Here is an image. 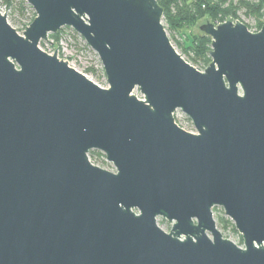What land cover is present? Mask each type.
<instances>
[{
	"label": "water",
	"instance_id": "95a60500",
	"mask_svg": "<svg viewBox=\"0 0 264 264\" xmlns=\"http://www.w3.org/2000/svg\"><path fill=\"white\" fill-rule=\"evenodd\" d=\"M24 2L21 35L0 13V264H264V24L199 20V71L156 0ZM62 28L107 88L39 48ZM156 217L174 221L168 234Z\"/></svg>",
	"mask_w": 264,
	"mask_h": 264
},
{
	"label": "rangeland",
	"instance_id": "374dc122",
	"mask_svg": "<svg viewBox=\"0 0 264 264\" xmlns=\"http://www.w3.org/2000/svg\"><path fill=\"white\" fill-rule=\"evenodd\" d=\"M22 2L24 3L23 4L24 10L23 13L21 14L18 11V7ZM11 3H12L11 7H7L2 2V0H0V13L6 16L8 24L13 29H15L19 35H21L24 29L27 27V23L31 19L32 14H34V11L28 4L24 2V0H11ZM237 16L238 19L235 21L241 22L249 29V31L255 32L256 21L254 18L245 16L243 11H239L237 13ZM161 23L174 50L182 57V59H184V61H186L190 65H193L199 71H202L204 69L203 65L200 63H194L192 61L193 55L191 51L190 50L187 51V47L190 45L193 36L199 35V33L195 31V25L197 22L188 27H184L180 29L178 33L174 31H170V29H168L167 24L163 19L161 20ZM56 34L58 36L57 40H55L54 38H49V35H54V34H49L48 35L49 42L41 41L39 44V48L43 52L50 55H52L55 51H57L59 59L66 61L71 68L83 74L87 79L99 85L101 88H107L105 75L101 63L99 61V58L96 55V53L93 52L86 45L83 39L80 36H78L76 33H74L73 30H71L70 28H62ZM134 94L139 99H142V96H140L137 92H135ZM183 126L185 131H189V132L193 131V129H191V126L188 123H184ZM88 157L93 163L105 165L111 171L113 170L112 165L107 163L105 161V158L101 156H96V154L94 156H88ZM104 161L106 164H103ZM212 213L215 215L216 227L222 230L228 236H230L240 246H242V243L240 244L239 242L240 235L235 230V228L233 230L232 227L228 225L227 228L222 229L220 227V224H218V218L220 217L229 220L224 216L222 208L214 207L212 209ZM231 224L234 227L232 222Z\"/></svg>",
	"mask_w": 264,
	"mask_h": 264
},
{
	"label": "trees",
	"instance_id": "16d2710c",
	"mask_svg": "<svg viewBox=\"0 0 264 264\" xmlns=\"http://www.w3.org/2000/svg\"><path fill=\"white\" fill-rule=\"evenodd\" d=\"M2 2L7 7L12 5L11 0H2ZM156 2L163 9L162 19L167 24L168 29L176 33L201 19L214 24H219L226 20L235 21L238 19L237 13L239 11H243L245 16L255 19V32L259 31L264 24V0H156ZM23 4L22 2L18 7V11L21 14L24 10ZM34 17L35 14H32L27 26ZM49 38L57 40L58 36L57 34L49 35ZM210 42V38L200 32L199 35L193 36L190 45L187 47V51L190 50L193 55L192 61L202 64L203 68L210 62L208 56ZM95 154L104 158L101 153L94 151H90L88 156H94ZM103 164H106L105 161ZM98 167L103 168L101 166ZM218 224H220L222 229L230 225L234 230L230 220L223 217L218 218ZM239 242L240 244L242 243L241 237Z\"/></svg>",
	"mask_w": 264,
	"mask_h": 264
},
{
	"label": "flooded vegetation",
	"instance_id": "af4514ba",
	"mask_svg": "<svg viewBox=\"0 0 264 264\" xmlns=\"http://www.w3.org/2000/svg\"><path fill=\"white\" fill-rule=\"evenodd\" d=\"M184 123H188L191 126V129H193V126H192L190 120L186 116L184 117ZM187 132H189V131H187ZM190 133H195L194 129ZM134 213L137 214L136 211H134ZM159 223H161L162 225L166 226V229H162L160 227ZM173 224H174V221L168 222L166 219H164L162 217H156V225L166 234H168L170 232ZM206 235L209 237V234L207 232H206Z\"/></svg>",
	"mask_w": 264,
	"mask_h": 264
},
{
	"label": "built area",
	"instance_id": "2783aa9c",
	"mask_svg": "<svg viewBox=\"0 0 264 264\" xmlns=\"http://www.w3.org/2000/svg\"><path fill=\"white\" fill-rule=\"evenodd\" d=\"M64 61V60H63ZM192 66V65H191ZM194 67V66H193ZM195 68V67H194ZM196 69V68H195ZM198 70V69H197ZM99 86V85H98ZM173 117H174V121L176 123V125L178 127H180L181 129L185 130L184 129V114H182L180 111H175V113L173 114ZM113 171V170H112Z\"/></svg>",
	"mask_w": 264,
	"mask_h": 264
}]
</instances>
